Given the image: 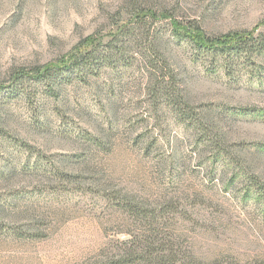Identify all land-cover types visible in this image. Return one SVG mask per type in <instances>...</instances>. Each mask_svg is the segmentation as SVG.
I'll use <instances>...</instances> for the list:
<instances>
[{
    "label": "rangeland",
    "instance_id": "374dc122",
    "mask_svg": "<svg viewBox=\"0 0 264 264\" xmlns=\"http://www.w3.org/2000/svg\"><path fill=\"white\" fill-rule=\"evenodd\" d=\"M171 20L257 36L264 0H0V264H116L164 204L179 258L264 262V56L226 71Z\"/></svg>",
    "mask_w": 264,
    "mask_h": 264
},
{
    "label": "trees",
    "instance_id": "16d2710c",
    "mask_svg": "<svg viewBox=\"0 0 264 264\" xmlns=\"http://www.w3.org/2000/svg\"><path fill=\"white\" fill-rule=\"evenodd\" d=\"M135 17L139 18L136 14ZM147 17L151 20L155 18H165L167 15L148 13ZM171 27L176 35L181 32L182 37L187 39L197 50L209 54L211 58L221 57L223 66L226 71L231 67L230 61L236 57H261L264 56V30L257 36L251 33H230L224 36L209 37L201 32L197 25L183 26L178 21L171 20ZM115 38V37H114ZM93 53V52H92ZM91 53H86L79 61L84 62L86 68L91 67ZM83 66V65H82ZM83 66V67H84ZM30 73L21 71L20 77L28 80H50L59 78L60 67L53 69H32ZM1 87V86H0ZM8 89L13 94L20 93V85H12L10 87L1 88ZM255 196L260 205L264 208V189L262 187L254 188ZM168 209L167 205H163L157 211H144L131 207L129 216L138 224L134 227L132 240H130L129 253H123L116 261V264H207L203 259L196 257L194 253H187L183 258H179L181 250L173 246L160 245L159 242H165V214ZM166 213V212H165ZM168 220V219H167ZM168 243L175 241L173 235L169 233ZM165 237V238H164ZM185 254V253H184ZM211 264H252L251 262L241 263L234 261H211ZM253 264H264V262H255Z\"/></svg>",
    "mask_w": 264,
    "mask_h": 264
}]
</instances>
